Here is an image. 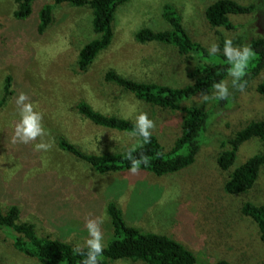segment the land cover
<instances>
[{
  "label": "rangeland",
  "instance_id": "1",
  "mask_svg": "<svg viewBox=\"0 0 264 264\" xmlns=\"http://www.w3.org/2000/svg\"><path fill=\"white\" fill-rule=\"evenodd\" d=\"M217 0H128L119 7L113 22L112 42L101 51L85 72L77 69L79 50L96 38L91 27V10L66 4L55 6L52 24L38 34V12L52 0H34L25 19L14 17L16 0H0V99L6 77L11 94L0 108V207L20 210V221L35 225L39 236L73 246L83 245L88 219L107 215L101 224L104 244L113 237L109 203L121 211L127 225L142 233L165 235L188 248L196 264H264V244L256 224L241 211L245 202L264 205V169L249 191L228 194L223 185L229 172L217 165L220 143L251 121H264V96L257 86L264 81V69L247 84L244 92L228 82L230 96L225 110L212 117L194 162L184 169L155 176L146 171L97 174L83 161L58 147L57 140L77 146L87 154L117 152L136 145V137L91 124L76 106L85 102L94 110L134 122L139 112L154 120L152 134L167 151L180 129L181 111L161 110L136 99L104 80L108 71L138 82L183 87L190 83L187 72L194 65L177 51L160 43H139L135 34L142 28H169L161 17L164 5L173 6L191 39L207 48L213 41L223 46L231 39L236 47L264 37V6L261 0H233L254 5L249 14H232L235 30L211 27L206 8ZM250 65V63H249ZM23 92L39 111L52 143L47 152L33 145L12 143L18 119L15 103ZM213 94V93H212ZM212 94L208 95L212 97ZM201 95L182 103L211 107ZM225 111V112H224ZM262 150L253 138L237 151L235 168ZM0 264H39L16 252L0 228ZM111 264H144L118 260Z\"/></svg>",
  "mask_w": 264,
  "mask_h": 264
},
{
  "label": "trees",
  "instance_id": "2",
  "mask_svg": "<svg viewBox=\"0 0 264 264\" xmlns=\"http://www.w3.org/2000/svg\"><path fill=\"white\" fill-rule=\"evenodd\" d=\"M33 1L16 0L17 10L13 14L14 17L18 20L27 18ZM127 2L128 0H52V4H45L38 12L37 32L40 35L43 34L52 24V11L55 6L66 4L75 8H89L92 15L91 27L96 38L83 45L78 52L77 69L85 72L96 56L111 44L115 13ZM261 2L264 6V0ZM255 9L252 4L241 5L233 0H217L206 8L205 18L211 27L231 31L235 30V26L229 20V15L249 14ZM161 17L169 26L168 29L153 31L149 28H142L135 34V39L142 44L154 42L170 46L185 60L192 59L195 65L187 72L190 83L183 87H172L126 79L114 71H108L104 75L105 81L131 93L144 103L161 110L182 112L180 132L167 151L153 134L150 143L147 144H142L141 138L136 137L142 146L137 147L133 155L137 159L141 156L148 158L147 166L141 164L139 171H146L155 176L178 172L194 162L212 117L225 110L227 100L210 99V109L197 105L182 107V103L197 95L212 94L214 91L212 85L224 81L229 75V66L224 62L223 56L218 54L215 58L209 57L206 54V47L191 39L181 23L180 15L173 6L164 5ZM248 47L255 55L243 78L246 86L264 69V37L251 39ZM10 82L11 78L6 77L0 108L11 94ZM256 90L264 96V81L257 86ZM76 110L97 127L128 135L133 130L134 122L102 114L85 102L78 103ZM253 138L261 142L262 150L241 165L232 168L238 148ZM57 143L61 150L83 161L97 174L128 171L130 167V162L124 159L129 148L111 153L87 154L62 138H58ZM220 144L222 150L218 153L217 165L221 171L229 172L223 185L224 191L232 195L249 191L256 184L260 170L264 169V121L249 122ZM241 211L256 224L260 239L264 244V205L245 202ZM107 212L113 237L106 244L101 264H111L118 260L144 264H196L193 253L172 238L165 235L142 233L135 227L127 225L121 211L114 203L108 204ZM0 228L10 238L16 252L35 259L39 264H81L83 257L75 252L76 246L61 240L39 236L34 224L20 221V210L16 205H10L4 213L0 207ZM81 252H86V249L81 247ZM215 264L229 263L220 260Z\"/></svg>",
  "mask_w": 264,
  "mask_h": 264
},
{
  "label": "clouds",
  "instance_id": "3",
  "mask_svg": "<svg viewBox=\"0 0 264 264\" xmlns=\"http://www.w3.org/2000/svg\"><path fill=\"white\" fill-rule=\"evenodd\" d=\"M206 54L211 58L217 57L218 54L222 55L224 62L229 66L228 74L231 77V86L240 92H244L246 82L243 78L246 75V69L250 61L254 58L253 50L247 46L236 47L231 39H225L222 49L221 45L216 41L208 44ZM212 88L214 90L212 97L206 94L201 95L200 99L202 102H207L212 98L218 101H225L229 98L230 93L227 81L222 80L214 83ZM193 99L195 98L193 97ZM15 103L18 108V119L14 125L12 143L27 145L39 138L40 142L33 145L34 151H49L52 148V143L43 139L47 133L42 123V114L34 109L28 95L23 92L18 95ZM155 126L154 120L149 118L148 113L139 112L135 116L133 130L129 132V135L141 138L142 144L150 143L152 130ZM142 144L138 142L129 148L124 155V159L130 162L128 171L133 175L139 172L141 164L145 166L148 164L146 156H141L137 159L133 155L137 147L142 146ZM105 219H107L106 213L101 218L88 219L84 224L87 236L84 237L83 245L75 247V252L83 257L81 264H101L106 245L103 242L104 238L100 226ZM81 247L85 248L86 252H81Z\"/></svg>",
  "mask_w": 264,
  "mask_h": 264
}]
</instances>
